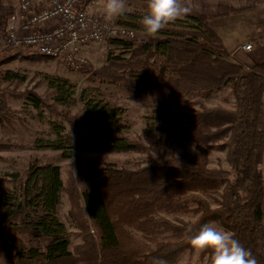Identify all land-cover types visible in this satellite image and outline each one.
<instances>
[{"label": "trees", "instance_id": "1", "mask_svg": "<svg viewBox=\"0 0 264 264\" xmlns=\"http://www.w3.org/2000/svg\"><path fill=\"white\" fill-rule=\"evenodd\" d=\"M5 1L0 0V39L9 16ZM223 7L216 6L219 15L240 12L230 7L223 11ZM140 20V15L131 13L118 17L119 25L139 31L145 42L134 46L126 40L110 41L128 58L112 56L105 72L96 73L93 80L142 93L155 87L151 81L159 74L161 89L166 86L184 95L206 97L231 87L234 107H209L198 101V109L186 112L165 106L146 118L143 137L130 140L124 136L130 129L125 109L112 106L92 89H84L77 98L76 87L68 80L48 78L49 98L55 105L82 104L83 114L62 115L71 125L88 127L91 137L75 142L57 131L56 140H36L35 149L61 152L64 160L72 159L77 148L81 152H138L146 161L135 170L103 164L87 176L91 186L83 192L75 178L65 183L61 166L40 159L29 163L24 176L11 175L16 186L2 199L5 212L0 217V236L20 234L28 244L9 245L14 264H178L184 254L196 251L190 237L212 222L232 232L258 264H264L260 169L264 62L249 66L233 61L210 25V16L195 8L154 36L144 32ZM14 82L22 79L10 71L0 74V125L13 117L10 96H24L37 110L46 107L54 112V105H46L33 93L11 91ZM170 143L181 149L186 163L169 154ZM189 144L199 154H193ZM213 144L226 151L229 169L210 167ZM5 146L17 145L0 140V148ZM220 189L217 207L200 195V191ZM64 193L70 203L69 218L82 238L74 251L73 233L59 217ZM189 210L197 213L193 221H172L159 214ZM204 256L211 264V252L205 251Z\"/></svg>", "mask_w": 264, "mask_h": 264}, {"label": "rangeland", "instance_id": "2", "mask_svg": "<svg viewBox=\"0 0 264 264\" xmlns=\"http://www.w3.org/2000/svg\"><path fill=\"white\" fill-rule=\"evenodd\" d=\"M103 2L95 9V13L105 18L102 7ZM17 3L18 0L5 1L6 9H9V15L15 9ZM184 3L210 16V25L223 40L233 61L242 62L249 66L264 62V0H184ZM146 4L147 0H127V13L142 16L146 10ZM217 5L239 9L240 12L219 15ZM226 7H223V11L226 10ZM108 21L118 24V18ZM135 31L137 32L136 38L128 42H133L134 46H138L145 42V38L142 34H139V31ZM5 38L6 28L3 38L0 39V74L10 71L22 79L21 83L14 82L12 84L11 91L15 90L21 94L33 93L44 100L46 105H54V112L46 107L37 110L24 96L20 98L10 96L8 98L13 117L10 118V122L0 125V140L13 142L17 146L0 148V217L5 212L2 199L6 194L13 192L16 186L11 175L24 176L29 163L35 159H40L43 163L61 166L65 183L68 182L70 177L75 178L79 190L82 192L91 186L87 176L98 170L103 164H113L118 168L135 170L138 165H143L146 161L145 155L138 152H81L77 148L74 150L72 159L64 160L61 158V152L35 149L33 145L36 140H56L58 137L57 131H60L62 137L70 136L75 142L87 140L91 137V131L88 127L71 125L62 115L64 112H69L72 115L83 114L82 104L79 103L77 106L69 107L55 105L53 99L49 98L48 78L57 77L68 80L70 84L76 87L77 98L84 89H92L112 106L125 109L127 113L126 121L130 125V129L124 133V136L130 140H138L143 137V132L147 126L146 118L165 106L176 111L186 112L198 109V101L209 107H234L235 98L231 87L206 97L202 95H184L182 92L172 91L166 86L161 89L159 74H156L157 76L155 75L151 81L152 86L155 87H150L142 93L127 91L120 86L98 78L93 80L96 73L102 74L105 72V69L111 64L110 58L112 56L128 58V53H124L121 47L110 44V41L91 43L83 47L82 53L86 63L75 68L63 61L45 58L33 51L11 49L5 45ZM246 46H251V48L245 49ZM155 62H151V64L155 63L157 65L159 63L157 60ZM159 133L161 136V132ZM189 149L193 154H199L191 144H189ZM209 153L211 168L221 166L229 169L224 149L217 144H213L209 149ZM169 154L186 163L182 157L181 149L176 144L170 143ZM260 169L264 181V154ZM220 193L221 189L207 192L200 191V195L205 197L212 207L218 206ZM69 210L70 203L64 193L59 208V217L68 231L73 233L71 250L74 251L76 247L82 245V238L69 218ZM159 214L172 221H193L197 217V213L193 210L161 211ZM210 224L222 227L218 222ZM134 234L137 237H142L140 233L135 232ZM9 245L21 248L22 246L27 247L28 244L25 237L20 234L16 236L3 234V236H0V264H14L11 259L12 256L9 254ZM178 264H207V257L204 256V252L186 253L181 257Z\"/></svg>", "mask_w": 264, "mask_h": 264}, {"label": "built area", "instance_id": "3", "mask_svg": "<svg viewBox=\"0 0 264 264\" xmlns=\"http://www.w3.org/2000/svg\"><path fill=\"white\" fill-rule=\"evenodd\" d=\"M103 0H18L6 24L5 45L78 68L91 43L132 41L137 32L98 16ZM246 46L245 49H250Z\"/></svg>", "mask_w": 264, "mask_h": 264}, {"label": "clouds", "instance_id": "4", "mask_svg": "<svg viewBox=\"0 0 264 264\" xmlns=\"http://www.w3.org/2000/svg\"><path fill=\"white\" fill-rule=\"evenodd\" d=\"M102 7L107 20L128 11L127 0H104ZM192 11L184 0H147L140 23L146 34L154 36ZM190 244L198 252L210 251L211 264H258L252 252L235 239L232 232L212 224L203 225L196 235L190 237Z\"/></svg>", "mask_w": 264, "mask_h": 264}]
</instances>
